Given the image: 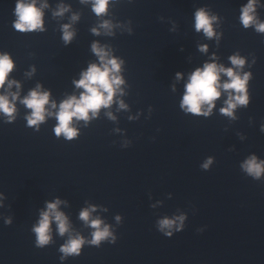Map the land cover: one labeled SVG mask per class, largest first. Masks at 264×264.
Returning <instances> with one entry per match:
<instances>
[{
  "label": "water",
  "instance_id": "obj_1",
  "mask_svg": "<svg viewBox=\"0 0 264 264\" xmlns=\"http://www.w3.org/2000/svg\"><path fill=\"white\" fill-rule=\"evenodd\" d=\"M248 2L110 0L107 13L97 16L91 0H37V7L47 5L46 30L21 33L13 28L17 0H0V52L14 61L9 79L21 85L11 89L20 100L38 85L57 106L79 97L84 90L74 82L99 64L93 43L124 61L125 80L124 94L98 118L73 121L79 136L71 141L55 136L54 117L39 131L29 127L31 109L19 100L14 123L0 115V264H61L59 249L69 235L91 239L95 229L80 219L91 207L117 243L86 245L63 264H264V180L241 168L253 155L264 161V34L240 23ZM61 5L70 10L56 16ZM202 8L219 18L213 25L219 40L196 30ZM256 14L264 22V0ZM106 20L112 35L99 28ZM69 24L75 36L66 44L63 26ZM236 54L246 58L243 71L253 74L249 105L238 106L235 119L222 114L228 99L222 91L211 116L185 114L180 105L189 76L205 63L231 68ZM57 199L71 233L60 236L53 221V243L37 248L32 229ZM180 215L187 217L182 232L168 238L158 230L160 220Z\"/></svg>",
  "mask_w": 264,
  "mask_h": 264
},
{
  "label": "clouds",
  "instance_id": "obj_2",
  "mask_svg": "<svg viewBox=\"0 0 264 264\" xmlns=\"http://www.w3.org/2000/svg\"><path fill=\"white\" fill-rule=\"evenodd\" d=\"M82 2L88 3L89 0H82ZM91 2L93 11L97 16H103L107 13L110 0H91ZM258 3L259 0H249L247 5L241 8L240 23L246 29L254 27L258 33L264 34V22H261L256 14ZM45 7H47L46 4L37 7V0H17L14 10L16 20L13 23V28L21 33L45 31L43 19V8ZM69 10L67 6L61 5L54 14L63 16ZM78 19V16H72L73 22ZM218 22V17L211 15L203 8L195 13L196 30L198 32L202 31L209 39L216 37L219 40L220 36L214 31L213 27ZM113 27L114 25L107 20L99 25V28L104 29L107 35L113 34ZM92 31L95 35L101 34L97 28L92 29ZM74 36L75 32L72 30L71 25H64L62 38L65 43H70ZM92 51L99 58V64L89 65L88 69L81 74V79L74 82L77 88L84 91L79 97L69 96L59 106H57L55 101L50 102L51 93L43 91L42 86L39 85L27 97L20 100L19 91L12 92L11 89L15 85L19 90L21 85L16 80L9 79L15 68L14 61L10 54L0 52V90H5V85H7L6 94H0V115L7 117L6 123L15 122V114L17 113L16 101L19 100L20 103L31 109V114L26 117L29 127H35L36 131H39L40 125L46 121L47 117H54L57 125L53 131L57 138L62 136L69 141L78 138L79 131L73 125L74 120L87 123L91 119L98 118L100 110L111 107L117 94H124L121 86L125 84V80L120 75L124 61L114 57L107 46H102L99 43H93ZM200 51L207 53L208 46H201ZM212 59L215 60L216 57L213 56ZM229 59L233 65L231 68H226L224 65L217 63H205L202 69H196L189 76L180 105L185 114L211 116L213 109L216 107L215 101L221 98L222 91L228 93L225 107L220 109L222 114L235 119L234 110L238 106L246 107L249 105V86L253 79V74L243 71L246 65V58L236 54ZM34 72L35 68L32 69V73ZM222 76H226L228 80L221 83ZM177 78H182L181 74H177ZM119 104L120 108H126L122 100L119 101ZM49 105L50 108L46 107ZM108 115L115 119V117L111 116V113ZM261 131H264V126H262ZM212 163V159H209L203 165V168L205 170L209 169ZM241 168L247 176L254 180H264V161L259 160L255 155L248 158L241 165ZM3 199L4 197L0 195V201ZM61 203L62 201L59 199L48 203L47 210L40 213L39 222L32 229L36 237L35 245L37 248L43 249L53 243L51 228L53 221L56 223L60 236L71 233L72 227L68 217L59 210ZM96 210L95 207H91L80 213V219L90 228L95 229V231L91 233V239L79 234L69 235V239L59 249L63 254L60 257L61 264L69 256H81L86 245L99 248L105 242L113 245L117 243L118 237L111 229V226L104 225L99 217H92V213ZM116 219L121 221L119 216ZM186 219L185 215L171 219L164 218L158 222V230L164 236L172 238L174 234L184 230ZM5 223L11 225L12 221L8 219Z\"/></svg>",
  "mask_w": 264,
  "mask_h": 264
}]
</instances>
